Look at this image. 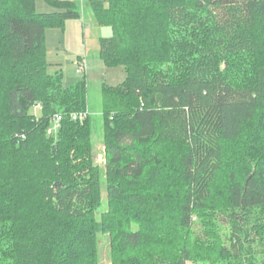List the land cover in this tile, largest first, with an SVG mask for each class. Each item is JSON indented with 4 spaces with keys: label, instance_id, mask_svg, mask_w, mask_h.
<instances>
[{
    "label": "trees",
    "instance_id": "trees-1",
    "mask_svg": "<svg viewBox=\"0 0 264 264\" xmlns=\"http://www.w3.org/2000/svg\"><path fill=\"white\" fill-rule=\"evenodd\" d=\"M45 2L57 11L0 0V264H96L99 211L114 264H185L218 246L234 264H264V0L86 3L112 30L100 59L127 70L124 83L102 86L104 175L87 81L65 89L46 62V29L82 18L83 3ZM86 111L84 122L70 117ZM146 245L148 261L123 259Z\"/></svg>",
    "mask_w": 264,
    "mask_h": 264
},
{
    "label": "rangeland",
    "instance_id": "rangeland-1",
    "mask_svg": "<svg viewBox=\"0 0 264 264\" xmlns=\"http://www.w3.org/2000/svg\"><path fill=\"white\" fill-rule=\"evenodd\" d=\"M88 1L89 0L80 1L83 3L82 18L70 19L66 21L63 28L48 27L46 29V62L51 74L57 71H60L63 74V88L65 89L70 88L78 82L87 81L89 112L91 113L94 120L92 134L93 160L95 165L103 171L104 175L107 165V157L104 146L105 123L102 117V86L108 85L116 87L124 83L127 79V70L124 66L109 67L103 60L100 59V39L111 37L112 30L111 28L99 27L97 25L92 11L88 7H85ZM36 10L40 14H50L57 11L56 9L49 6L45 0H36ZM80 58L86 61V71L84 73H80L78 71L77 62L80 60ZM222 68L225 69L227 66L223 64ZM228 70L232 71L235 78L238 77L241 79L242 72L240 73V69L236 64L230 65ZM41 110L37 112L38 117L41 116ZM256 124H259L260 126L258 129L260 130V136L262 137V142H260L257 146V151H259L261 155V153H264V115H262V118L259 117L256 120ZM255 125L253 127H255ZM54 129V125L51 122L49 131H52L56 134L59 129ZM250 135L251 134H249V136ZM257 135H259L258 132ZM245 137L246 136L242 137L240 142L233 144L235 148L233 147L234 149L230 151V154L235 153L241 147H243V144L247 139ZM229 147L231 146L229 145ZM238 173L239 172H236V177L239 176ZM227 180L229 181L228 178ZM102 195L104 199V204L102 205L103 208L106 209L107 195L105 190H103ZM101 215L102 214L99 211L96 216V221L100 226L98 235H96L95 247L93 249L94 253L96 251V264H114L113 253L111 251V234L109 231L101 229V227H105L109 222L107 220H102ZM133 227L137 226L134 225ZM197 227L199 229L201 228L200 225ZM228 230V228H219L218 230L219 234L224 236V240H226V234H228ZM81 232L86 233L84 229H82ZM186 235V233H183L181 236H176L180 237L176 238L175 240L176 243L180 244V249L183 246L182 243H184ZM60 239L63 238L60 237ZM224 242L228 244L227 241ZM220 247L221 246H218L213 250H197L196 252L192 253L191 259L187 260L185 264H234L221 254ZM151 249H155V247L146 245L136 249L135 251L126 250L124 251V254H122V257H124L123 259H128L134 256L136 259L148 261V252H150ZM69 254L70 253L67 252V259L72 258V255ZM255 259L257 264H261L263 262V257H257ZM60 261H63V259ZM244 261L245 258L243 259L242 264H249L245 263L246 261Z\"/></svg>",
    "mask_w": 264,
    "mask_h": 264
},
{
    "label": "built area",
    "instance_id": "built-area-1",
    "mask_svg": "<svg viewBox=\"0 0 264 264\" xmlns=\"http://www.w3.org/2000/svg\"><path fill=\"white\" fill-rule=\"evenodd\" d=\"M78 64V71L80 73H84L86 71V61L84 60H78L77 62ZM41 104L37 103L34 108H33V114L35 117H38L37 116V112H39L41 110ZM89 116V112L86 111V112H81V113H73L71 114V119L74 120V121H80V122H84L87 117ZM63 121V116L62 115H56L53 117L52 119V123L54 125V130H57L60 128V124L61 122ZM53 133L52 131H49V134Z\"/></svg>",
    "mask_w": 264,
    "mask_h": 264
},
{
    "label": "crops",
    "instance_id": "crops-1",
    "mask_svg": "<svg viewBox=\"0 0 264 264\" xmlns=\"http://www.w3.org/2000/svg\"><path fill=\"white\" fill-rule=\"evenodd\" d=\"M60 1H84V0H60ZM90 1V0H89ZM85 4V3H84ZM80 60H83L82 58H80Z\"/></svg>",
    "mask_w": 264,
    "mask_h": 264
}]
</instances>
